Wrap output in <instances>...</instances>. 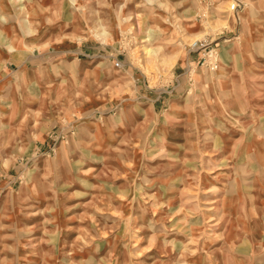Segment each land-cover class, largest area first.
Segmentation results:
<instances>
[{"label": "rangeland", "instance_id": "374dc122", "mask_svg": "<svg viewBox=\"0 0 264 264\" xmlns=\"http://www.w3.org/2000/svg\"><path fill=\"white\" fill-rule=\"evenodd\" d=\"M0 264H264V0H0Z\"/></svg>", "mask_w": 264, "mask_h": 264}, {"label": "bare ground", "instance_id": "6f19581e", "mask_svg": "<svg viewBox=\"0 0 264 264\" xmlns=\"http://www.w3.org/2000/svg\"><path fill=\"white\" fill-rule=\"evenodd\" d=\"M150 51H151V49H150V48H149V49H148V48L146 49V52H150ZM146 52H145V53H146Z\"/></svg>", "mask_w": 264, "mask_h": 264}]
</instances>
